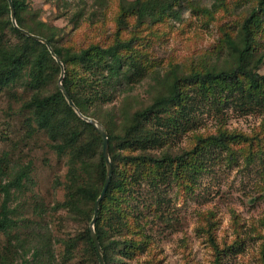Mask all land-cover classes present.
I'll return each instance as SVG.
<instances>
[{
	"label": "trees",
	"instance_id": "1",
	"mask_svg": "<svg viewBox=\"0 0 264 264\" xmlns=\"http://www.w3.org/2000/svg\"><path fill=\"white\" fill-rule=\"evenodd\" d=\"M13 2L18 25L45 37L60 57L65 66L63 85L77 107L84 115L99 120L108 132L113 173L95 223L105 264H128L127 258L141 248V243L147 242L144 226L131 211L130 204L140 177L151 178L155 184V178L167 166L178 184L190 189L192 181L186 177L203 168L201 155L210 146L227 150L229 160L233 161L236 159L233 142L264 144L261 133L255 131L250 135L224 127L214 134H193L189 148L177 145L172 139L192 111L190 103L202 97H212L220 103L232 102L246 110L264 111V72L261 70L264 0H252L237 29L221 26L219 46L226 48L227 56L220 64L189 72L172 64L164 75L155 73V82L148 85L147 99L132 93L130 79L140 61L133 55L134 36L123 34L125 26L132 19H136L139 30L145 24H160L170 17L181 20L187 3L212 15V11L200 6V0H120L113 40L104 42L105 35L101 41L86 45L67 39L64 28L39 19L29 0ZM107 2L95 0L100 7ZM227 6V0L213 2L214 9H227ZM83 14L80 8L75 18ZM144 38L139 34V39ZM60 75L61 66L48 46L16 28L8 0H0V95L7 93L22 98L16 95L17 86L24 87L29 92L23 100V108L29 112L27 123L33 126V121L37 131L44 130L50 146L59 155L68 152L65 179L60 176L57 179V184L64 188V198L50 209H64L75 224L74 234L61 239L65 259H72L81 248L84 264H100L90 222L107 173L103 140L98 128L68 103L59 86ZM3 160L0 163V233L8 237L11 246L16 242L21 259L13 260L0 252V264H57L49 226L30 223L20 233L18 228L22 226L15 207L11 206L15 192L22 191L24 180L33 183L30 162ZM37 202V206L46 209L39 197ZM216 222L212 214L208 215L204 231L214 250L212 264H221L223 253L230 247L219 245L214 233ZM151 261L157 264L156 258Z\"/></svg>",
	"mask_w": 264,
	"mask_h": 264
},
{
	"label": "rangeland",
	"instance_id": "2",
	"mask_svg": "<svg viewBox=\"0 0 264 264\" xmlns=\"http://www.w3.org/2000/svg\"><path fill=\"white\" fill-rule=\"evenodd\" d=\"M29 2L39 19L64 28L65 37L74 42L86 45L101 41L105 35L104 42L115 37L120 0H108L109 5L103 7L95 0ZM213 2L200 0V6L208 8L212 15L187 3L181 20L170 17L160 24H145L139 30L136 19H132L125 26L123 34L134 36L133 55L140 61L130 79L133 94L147 99L148 85L155 82V73L164 75L172 64L189 72L220 64L226 58V48L219 46L220 28L237 29L252 0H227V9L220 10L213 8ZM80 8L84 14L76 19ZM139 34L145 38L139 39ZM261 70L264 72V63ZM192 90L189 91L194 93ZM19 94L22 98L0 95V163L4 158L12 163L30 162L33 177L31 184L24 180L22 191L15 192L11 201L22 226L18 231L23 234V227L30 223L48 225L55 262L84 264L81 248L72 259H65L61 239L74 234L75 224L64 209H50L64 198V188L57 179H65L69 154L59 155L50 146L47 133L37 131L35 122L31 121L33 126L27 123L29 112L23 108V100L29 92L18 85L16 95ZM190 104L193 109L182 121L184 126L180 125L172 135L177 145L189 148L193 134H214L222 127L250 135L256 131L264 139V111L260 108L246 110L232 102H215L212 97ZM232 146L236 157L233 161L227 150L217 146H210L201 155L203 168L186 177L192 181L190 189L179 185L167 166L155 178V184L151 178L140 177L130 204L148 237L127 258L128 264H152L154 258L157 264H212L214 250L204 231L211 214L217 221L214 233L219 245L230 247L223 253L221 264H264V144L239 140ZM37 197L46 209L36 205ZM7 238L0 233V252L20 260L16 242L11 246Z\"/></svg>",
	"mask_w": 264,
	"mask_h": 264
},
{
	"label": "water",
	"instance_id": "3",
	"mask_svg": "<svg viewBox=\"0 0 264 264\" xmlns=\"http://www.w3.org/2000/svg\"><path fill=\"white\" fill-rule=\"evenodd\" d=\"M8 2H9L10 9H11V19H12L14 26L16 28H18L21 32H23L24 34L30 36L31 38H34L36 40H39V41L45 43L48 46L52 55L56 58L57 62L61 66V75L59 78V86H60L63 94L65 95L68 103L70 104V106H72L83 119H85L86 121L90 122L95 127H97L101 136H102L103 156H104L106 166H107V173H106V179H105L103 189H102L101 194L99 195V197L97 198L96 203H95L94 215H93V218L90 222V231H91L93 242L95 244V247H96L98 255H99L100 264H105L104 252H103L102 246L100 244V241H99L98 236H97L96 231H95V223H96V220L98 218L100 203H101L103 197L105 196V194L107 192V189L109 187V184H110V181L112 178V173H113V162H112L111 157H110V142H109L108 132H107L106 128L104 127V125L99 120L92 118V117H89V116H86L80 111V109L77 107L74 100L70 96L69 92L66 90V88L63 85L65 66H64L63 62L61 61L60 57L56 54V52L52 48L50 42L45 37L34 34V33L30 32L29 30L22 28L18 25L17 19H16V11H15L14 2H13V0H8Z\"/></svg>",
	"mask_w": 264,
	"mask_h": 264
}]
</instances>
